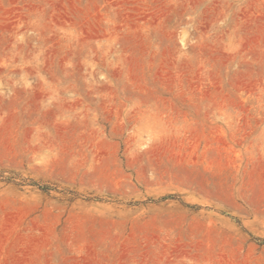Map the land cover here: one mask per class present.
Masks as SVG:
<instances>
[{
    "label": "rangeland",
    "instance_id": "obj_1",
    "mask_svg": "<svg viewBox=\"0 0 264 264\" xmlns=\"http://www.w3.org/2000/svg\"><path fill=\"white\" fill-rule=\"evenodd\" d=\"M0 264H264V0H0Z\"/></svg>",
    "mask_w": 264,
    "mask_h": 264
}]
</instances>
